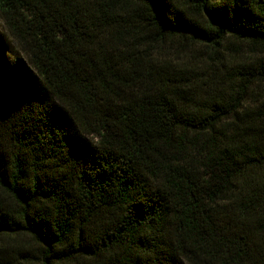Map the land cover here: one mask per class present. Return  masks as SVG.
<instances>
[{"label":"trees","instance_id":"trees-1","mask_svg":"<svg viewBox=\"0 0 264 264\" xmlns=\"http://www.w3.org/2000/svg\"><path fill=\"white\" fill-rule=\"evenodd\" d=\"M0 23V264H264V0Z\"/></svg>","mask_w":264,"mask_h":264},{"label":"rangeland","instance_id":"rangeland-1","mask_svg":"<svg viewBox=\"0 0 264 264\" xmlns=\"http://www.w3.org/2000/svg\"><path fill=\"white\" fill-rule=\"evenodd\" d=\"M1 24V23H0Z\"/></svg>","mask_w":264,"mask_h":264}]
</instances>
